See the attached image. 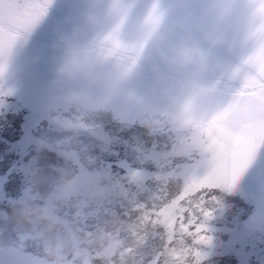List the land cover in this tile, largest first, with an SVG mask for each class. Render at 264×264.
Instances as JSON below:
<instances>
[{"label":"rangeland","instance_id":"rangeland-1","mask_svg":"<svg viewBox=\"0 0 264 264\" xmlns=\"http://www.w3.org/2000/svg\"><path fill=\"white\" fill-rule=\"evenodd\" d=\"M123 2L0 0V86L15 91L9 98L12 111L0 119V129H9L4 135L12 141L5 149L11 155L0 156L5 173L0 187L9 180L12 184L6 198L0 196V264H149L163 241L159 236L146 241L137 223L139 210L126 214L129 192L104 159L115 130L135 127L145 139L167 145L162 160L195 161L206 149L202 127L240 86L232 70L253 48L243 32L230 56L227 80L203 88L205 101L194 110L177 91L179 73L146 54L142 42L129 45L114 37L113 29L93 32L89 27L86 15H99L105 3ZM128 2L147 20L162 0ZM212 2L173 0L189 14L188 35L205 48L209 45L201 32L213 28ZM231 2L238 15L246 11L248 0ZM64 39L90 40L116 73L108 88L89 86L87 103L66 100L68 92L83 85L57 72ZM29 103L32 108L24 112ZM152 170L145 165V172ZM180 183L177 173L170 188ZM213 186L219 189L209 225L214 241L202 264H264V145L234 182ZM193 190L199 188L190 185L187 194ZM131 195L138 203L148 199L141 189ZM174 247L181 245L177 241ZM160 264L180 262L169 249Z\"/></svg>","mask_w":264,"mask_h":264},{"label":"snow or ice","instance_id":"snow-or-ice-1","mask_svg":"<svg viewBox=\"0 0 264 264\" xmlns=\"http://www.w3.org/2000/svg\"><path fill=\"white\" fill-rule=\"evenodd\" d=\"M258 13H264V0H252ZM253 48L233 70V79L240 80V86L231 94L223 110L203 127L207 139L206 149L195 160L175 157L162 160L160 155L169 151L167 145L145 139L135 127L115 130V142L104 153V159L116 174L120 183L129 192L127 215L139 210L137 223L147 239L159 236L163 241L159 251L154 253L149 264H160V256L169 249L180 264H202L209 256L214 241L210 228L212 202L218 187L214 184H231L240 172L255 158L264 145V25L252 33ZM3 52L0 49V61ZM4 71L0 62V74ZM15 91L5 92L0 86V119L12 111ZM32 108L29 103L24 112ZM44 119L41 120L43 124ZM0 129V156L7 158L8 145L12 143ZM8 141V144L4 142ZM121 160L127 163H120ZM152 166L145 172V165ZM7 170L5 169V172ZM177 173L181 183L170 188L171 177ZM5 173L0 172V176ZM22 176L19 171L15 173ZM207 187H202V185ZM199 191L187 194L188 186ZM11 180L0 187V196L6 198L11 190ZM136 189L143 190L148 199L137 202L132 198ZM211 198V199H210ZM164 217H167L165 220ZM179 242L180 248L174 247Z\"/></svg>","mask_w":264,"mask_h":264},{"label":"clouds","instance_id":"clouds-1","mask_svg":"<svg viewBox=\"0 0 264 264\" xmlns=\"http://www.w3.org/2000/svg\"><path fill=\"white\" fill-rule=\"evenodd\" d=\"M256 7L248 0L246 11L238 15L231 0H213L209 9L213 28L201 32V38L209 48L188 35L189 14L173 0H162L161 6L147 20L143 19L138 6H129L128 0L117 5L105 3L99 15H86L85 20L93 32L113 29V36L129 45L142 42L146 54L151 52L161 63L179 73L177 91L181 99L198 110L205 101L203 88L211 89L216 79L227 80L232 67L230 56L238 34L243 32L252 40L251 33L264 25V13H258ZM62 43L64 47L57 72L67 80L83 85L81 89L67 93V102L87 103L89 86H111L116 73L96 44L90 40L74 42L66 39ZM27 211L25 209V213Z\"/></svg>","mask_w":264,"mask_h":264}]
</instances>
